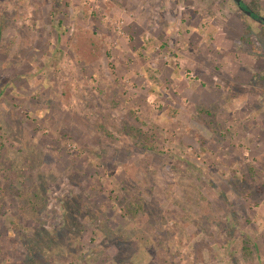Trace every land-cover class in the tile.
<instances>
[{
    "label": "rangeland",
    "instance_id": "obj_1",
    "mask_svg": "<svg viewBox=\"0 0 264 264\" xmlns=\"http://www.w3.org/2000/svg\"><path fill=\"white\" fill-rule=\"evenodd\" d=\"M246 27L264 0H0V264H264Z\"/></svg>",
    "mask_w": 264,
    "mask_h": 264
},
{
    "label": "trees",
    "instance_id": "obj_2",
    "mask_svg": "<svg viewBox=\"0 0 264 264\" xmlns=\"http://www.w3.org/2000/svg\"><path fill=\"white\" fill-rule=\"evenodd\" d=\"M240 6L243 8L246 7L245 3L242 1H240ZM239 39H240L239 42L241 43L242 46L244 45L245 47V45L246 46L250 45L252 46V51H255L257 53H264V47L262 46L259 40V34L254 32L253 30H250L246 27L244 33L241 34V37ZM33 208L34 209L36 208L35 205Z\"/></svg>",
    "mask_w": 264,
    "mask_h": 264
}]
</instances>
